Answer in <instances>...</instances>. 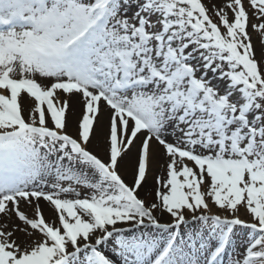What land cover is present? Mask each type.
<instances>
[{
	"label": "snow or ice",
	"instance_id": "6c2138e0",
	"mask_svg": "<svg viewBox=\"0 0 264 264\" xmlns=\"http://www.w3.org/2000/svg\"><path fill=\"white\" fill-rule=\"evenodd\" d=\"M0 264H264V0H0Z\"/></svg>",
	"mask_w": 264,
	"mask_h": 264
},
{
	"label": "bare ground",
	"instance_id": "6f19581e",
	"mask_svg": "<svg viewBox=\"0 0 264 264\" xmlns=\"http://www.w3.org/2000/svg\"><path fill=\"white\" fill-rule=\"evenodd\" d=\"M253 42H254V40H253ZM257 52L259 53L258 44H257ZM78 116H79V107L75 103H73V110L70 111V113H69V119H70V122H71V125H72L70 127L69 131H73L74 130L75 122L78 119ZM90 147L94 151L99 152L101 155L103 154L102 153V147H97V141L95 139L93 140V142L90 145ZM134 153H135V148H133L132 153L129 155V157H126V160L130 162L132 156L134 155ZM131 172H132V170H131V166H130V163H129V167H128L127 172H126V179H129L130 180V178H131ZM156 174H158V169H157V166L154 164V166H153V175L149 176L147 183L140 190L141 195L146 196L147 193H148V191L151 190L154 187V176ZM45 214L46 215L48 214L47 211H46ZM245 233H246V230H242L240 228L237 229V236L240 238V240H242L244 238Z\"/></svg>",
	"mask_w": 264,
	"mask_h": 264
},
{
	"label": "rangeland",
	"instance_id": "374dc122",
	"mask_svg": "<svg viewBox=\"0 0 264 264\" xmlns=\"http://www.w3.org/2000/svg\"><path fill=\"white\" fill-rule=\"evenodd\" d=\"M253 40H254V43L256 42V44H258V37H257V35H256L255 33H253ZM258 48H259V44H258ZM259 50H260V49H259ZM145 195H146V194H145ZM140 196H141L142 198H146V199L149 200V201L152 200V197H151V196H149V195H146V196L141 195V192H140ZM241 217L244 218V219H247V217L244 216V213H243V212H241ZM165 218H167V217H165ZM237 229H238V228H237Z\"/></svg>",
	"mask_w": 264,
	"mask_h": 264
}]
</instances>
